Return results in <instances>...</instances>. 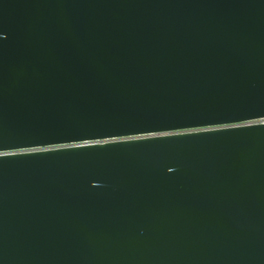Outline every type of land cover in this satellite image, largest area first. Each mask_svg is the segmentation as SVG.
I'll use <instances>...</instances> for the list:
<instances>
[{
  "label": "water",
  "instance_id": "obj_1",
  "mask_svg": "<svg viewBox=\"0 0 264 264\" xmlns=\"http://www.w3.org/2000/svg\"><path fill=\"white\" fill-rule=\"evenodd\" d=\"M255 120L264 0H0V264H264Z\"/></svg>",
  "mask_w": 264,
  "mask_h": 264
},
{
  "label": "built area",
  "instance_id": "obj_2",
  "mask_svg": "<svg viewBox=\"0 0 264 264\" xmlns=\"http://www.w3.org/2000/svg\"><path fill=\"white\" fill-rule=\"evenodd\" d=\"M260 122H264V120L249 121V122H247L245 124H254V123H260ZM228 126H230V125H220V126H214V127H207V128H202L200 130L216 129V128H225V127H228ZM197 130H199V129H187V130L177 131V132H173V133H186V132H194V131H197ZM160 134H167V133H160ZM160 134H156V135H160ZM120 139H126V138L86 141V142H82V143H76L74 145L101 143V142H106V141H111V140H120ZM61 146H65V145H56V146H50V147L22 149V150H18V151L4 152V154L5 153L7 154V153L29 152V151H35V150H46V149L58 148V147H61Z\"/></svg>",
  "mask_w": 264,
  "mask_h": 264
}]
</instances>
